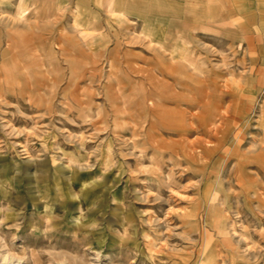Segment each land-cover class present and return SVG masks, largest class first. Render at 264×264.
Returning <instances> with one entry per match:
<instances>
[{"label": "rangeland", "instance_id": "obj_1", "mask_svg": "<svg viewBox=\"0 0 264 264\" xmlns=\"http://www.w3.org/2000/svg\"><path fill=\"white\" fill-rule=\"evenodd\" d=\"M22 2L0 0V264H264V0H148L157 37L107 0Z\"/></svg>", "mask_w": 264, "mask_h": 264}, {"label": "crops", "instance_id": "obj_2", "mask_svg": "<svg viewBox=\"0 0 264 264\" xmlns=\"http://www.w3.org/2000/svg\"><path fill=\"white\" fill-rule=\"evenodd\" d=\"M138 2L135 3L134 1H131L130 3L127 2L126 0H107V9L109 11H111L112 13H115V14H118V16H121V15H124V14H127V13H136L137 15L139 16H142V14H144V27H143V30L145 32V35H148V36H151V37H157V25L159 24L157 22V19L158 17L156 16V13L154 14V11L151 9V11H149L147 9V7L149 6V3H148V0H137ZM23 2L22 0H19V5L22 6ZM20 6V9H21V12L23 13V15H26L28 12H29V8L26 7H21ZM143 7H146V11L145 12H142V9ZM138 12V13H137ZM149 12L153 15L156 16V22H155V19L150 17L149 15ZM162 18V17H161ZM160 19V17H159ZM164 20V19H162ZM165 21V20H164ZM152 22H155V24H152ZM168 22H171V19L168 21ZM132 23H135V21L133 20ZM156 30V31H155ZM154 38H151V41H153ZM166 50H171V58L174 59V56L172 53H175L178 49L172 47L169 43H162L161 44ZM188 50V49H187ZM191 56H186L184 57L185 59L187 60H190Z\"/></svg>", "mask_w": 264, "mask_h": 264}]
</instances>
